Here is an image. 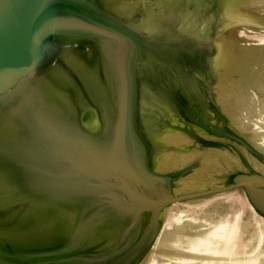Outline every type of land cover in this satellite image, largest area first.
I'll return each mask as SVG.
<instances>
[{
	"label": "water",
	"instance_id": "obj_1",
	"mask_svg": "<svg viewBox=\"0 0 264 264\" xmlns=\"http://www.w3.org/2000/svg\"><path fill=\"white\" fill-rule=\"evenodd\" d=\"M259 36L264 0H0V264H264Z\"/></svg>",
	"mask_w": 264,
	"mask_h": 264
},
{
	"label": "bare ground",
	"instance_id": "obj_2",
	"mask_svg": "<svg viewBox=\"0 0 264 264\" xmlns=\"http://www.w3.org/2000/svg\"><path fill=\"white\" fill-rule=\"evenodd\" d=\"M259 37H260L259 39H261L262 41H264V36H259ZM259 120L263 121L262 118L259 119ZM263 140H264V136H263ZM242 196L246 200L245 196L244 195H242ZM233 199H234L233 197H229L228 200L229 201H232ZM260 222H261V226H262L263 234H264V223L261 220H260ZM187 226L190 227V228H192L190 224L185 225V226H181L180 225L179 228H177V229H175V230L172 231V234L171 235L175 236L177 241H180L181 239H184L185 237L190 238L191 239L190 242L192 243V251H194V252H195V250L196 251H199L200 248H201V246L203 245L202 243H204V241H206V239H208V238H207V236L206 237H197V238H195L193 236L184 235V234L187 233V232L185 233V231L187 229ZM213 234L214 233H210V235H213ZM166 239H168V238H166ZM262 245L264 246V240H263V244Z\"/></svg>",
	"mask_w": 264,
	"mask_h": 264
},
{
	"label": "rangeland",
	"instance_id": "obj_3",
	"mask_svg": "<svg viewBox=\"0 0 264 264\" xmlns=\"http://www.w3.org/2000/svg\"><path fill=\"white\" fill-rule=\"evenodd\" d=\"M177 99H178L179 102H183V96H182V95H178V96H177ZM251 222H252V220H251ZM252 230H253V227H252V224H251V226H250L249 229H248V237H249V240H250L252 237L255 238V235H254L253 233H251ZM253 240H254V239H253Z\"/></svg>",
	"mask_w": 264,
	"mask_h": 264
}]
</instances>
